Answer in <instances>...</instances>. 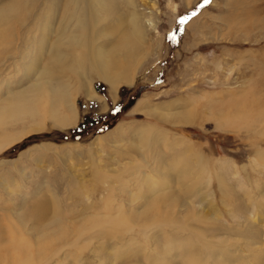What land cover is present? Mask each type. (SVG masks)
Listing matches in <instances>:
<instances>
[{
    "label": "rangeland",
    "instance_id": "1",
    "mask_svg": "<svg viewBox=\"0 0 264 264\" xmlns=\"http://www.w3.org/2000/svg\"><path fill=\"white\" fill-rule=\"evenodd\" d=\"M60 8L106 9L94 33L107 35L94 46H119L114 59L133 82L120 84L115 100L95 78L89 86L101 99H89L63 70L68 92L76 91V125L55 123L72 110L44 118L51 105L35 117H8L23 97L9 101L52 66L44 56L34 75L26 72L23 51L36 31L31 17L12 25L16 38L0 45V146L10 143L0 150V264H264V0H118L111 8L62 0ZM134 16L144 36L122 46ZM86 118L97 122L82 129ZM145 125L163 140L153 132L147 143L137 133ZM159 153L177 167L153 171ZM196 155L205 173L194 165L186 173L184 159L198 163ZM150 177L166 198L151 199ZM188 200L197 208L181 206Z\"/></svg>",
    "mask_w": 264,
    "mask_h": 264
},
{
    "label": "bare ground",
    "instance_id": "2",
    "mask_svg": "<svg viewBox=\"0 0 264 264\" xmlns=\"http://www.w3.org/2000/svg\"><path fill=\"white\" fill-rule=\"evenodd\" d=\"M22 1L23 0H3L2 1L4 3V5L0 8V28H2V30H3L2 35L4 37V40H3V42H0V45L4 44L6 46V44H7L6 41L12 40V38L14 36L16 38L15 32L12 34V25H15L14 23H17L20 27L26 26L30 17H31L32 19L30 22L33 23L31 26L33 28H35L36 32L30 33V38L32 37L33 40H30L28 38L31 41L27 44L29 47L27 49V45H26V49L23 51L24 56L21 55V56L25 57V59L27 60L26 72L29 75H31V74L34 75L35 72L38 70V66L40 64L41 59L44 56H46L48 58V62H50L52 64V66L49 67L48 69L42 70L40 72L41 77L38 78L36 80V83L34 85H32L27 91H24V92L17 94L16 95L17 97H15L14 99L9 101V103H10L11 101H13L15 99L23 97V100L19 101L16 104L12 103L8 106L11 109V112L7 115L8 117H11L10 114H12V113L17 115L18 117L20 115L23 117L25 115H30L31 117H35V113H36L37 109H38V111H41L42 109L46 108V106L51 105L49 110L44 112V116H45L44 118H46V117L52 118V120H53L55 117V114L58 112H61V111L63 112V114L65 116L68 117L67 114L69 112L68 113L66 112L67 114H65L64 109H67L70 112L72 110L71 116L69 117L70 120H68V121L64 120L63 122H59V123L55 122V123L57 126L64 127V128L65 127H72V126L76 125L78 121H77V116L74 115V112H73V111H75V110H73L74 107L72 109L69 108L70 106H73L72 102L74 100L73 97L75 96L76 91L74 92L75 94L73 93L74 95L72 93L70 94L68 92L70 85L67 83V81H65L66 77L62 75L63 70L68 71L70 73L69 76H71L73 73L77 75L78 84H80L82 87L85 88V91H86L85 95L89 99H95V98L101 99V96L97 92L95 93L93 88L90 89V86H89V84L95 78L102 80V81L109 84L111 90L114 91V99L115 100H116L117 96H119V91L121 90L120 84H122V83L130 84L133 82L132 75L128 74L129 72L125 71V70H128V68H126L127 66L122 65L121 63L115 61V59H114L115 57H117V56H115L117 51L119 52L118 54H121V52H122V50L119 48L118 45H117L118 47L117 48L115 47V49L111 48V49H113V51L111 49H110V51L106 50L104 48V46H101V48L94 46L96 41L98 42L99 39H101L107 35V33H105L103 30L102 31L98 30L97 32L94 33V28L100 22L99 18H100L101 13L104 12L105 14L108 15L105 8H99V9L73 8L72 11H67L64 8H60L62 6V0H49V1L43 0V5H42L43 9H40V11L36 12L35 8L37 6L38 0L33 1V4H32L33 7L29 10H27V8L23 7ZM77 1L78 2H80V1L84 2L85 0H77ZM87 1H89V0H87ZM100 1L103 3L104 6L111 8L113 1L116 4L118 0H100ZM33 8H34V10H33ZM116 8H118V7H116ZM37 10H38V8H37ZM54 11H56V13L58 15H60V21L57 23V25H55V24H56L57 18L59 16L57 18H54V16H53ZM23 12H24V16L26 18L24 20L20 16L21 13H23ZM39 13H41V15H43L42 18H40L41 16L38 15ZM130 25H131V27H133L132 33L125 32L124 35L119 38V39H122V46H127L128 42H130L136 36H144V29L142 27L141 22L139 21L138 16L133 17ZM78 28H79L80 34L77 33ZM26 36H28V35H26ZM73 41H74V43H73ZM22 42H23V40H22ZM9 43H10V41H9ZM10 44H9V47H10ZM35 44L38 46V48H36V50H34V48H33V46ZM77 44L80 45L79 48L85 49L86 52L83 55H81V50L77 49V47H76ZM12 45H13V43H12ZM8 49H10V48H8ZM4 50H6V49L4 48ZM19 50L21 51V49H19ZM8 51H12V50H8ZM82 51H84V50H82ZM16 52L17 51H15V55H17ZM25 52H26V54H25ZM125 52H127V51H124L123 53H125ZM8 53L11 55L10 52H8ZM5 54H3V55H5ZM19 54H21V53L19 52ZM19 54L17 56H15L14 58L18 57ZM29 55H31V57H32L31 59H28L29 57H27V56H29ZM124 56H127V55H124ZM0 58L3 61L1 53H0ZM9 59H11V60H9ZM9 59H8L9 61H12V58H9ZM5 62H6V59H5ZM130 62H131V60L129 61V66H130ZM80 74L82 75V78L84 76H86L84 78L85 81L82 80ZM72 77H75V76H72ZM67 80H69V79H67ZM81 89H83V88H81ZM78 90L79 89H77V91ZM9 94H12V92L9 91ZM1 104H2V101L0 99V108H4L1 106ZM2 113H3V110H1L0 115ZM140 127L144 130V132L138 130L137 133L142 135L143 137L147 138L148 139L147 143H149V141H150L149 137L152 136L151 133H153L155 131L154 130L155 128L150 127V126H146V125L140 126ZM154 133H156V132H154ZM161 136H162V133L157 131V133L155 135L156 139L159 141H162L163 139L161 138ZM8 145H10V143H6L4 146H0V150L4 149L3 147H5V146L7 147ZM170 146H171V148L173 147L171 149L172 151L176 150V147H175L176 144H174V146L173 145H170ZM153 156H156V158L158 159V156H160V153H159V155L154 154ZM196 156L197 157L195 160L198 163H196V162L191 163L189 161V158L184 159V161L187 162L183 165L184 166L183 170L185 172H186L185 169L191 170L192 166L194 165L195 167L197 166V167L201 168L200 172L205 173V171L208 167L207 164L206 163L204 164V160L201 157V155H196ZM156 158H155V162H152L158 168V169L156 168L155 170H153L155 172H158V173L160 171L166 172L165 169L161 168L162 166H165V168L168 170H170L169 166L174 167V169H175V167H177L175 164L174 165H169V164L165 165V163H169V159L167 161L164 160V161L160 162L159 159L157 160ZM182 158H183V156H182ZM148 159L149 158H146L145 160H148ZM177 162L181 165L182 160L180 161V159L177 158ZM171 164H172V162H171ZM150 166H149V168H150ZM159 167H160V170H159ZM202 173H200V175ZM156 175H158V174H156ZM221 176H223V175H221ZM181 177L182 176L179 175L180 179H181ZM147 178L144 180V183L145 184L149 183V188H150L151 192L154 191V193L151 194V199L160 200V199L166 198L168 196V193L162 192L164 189H162V191H156L155 190L156 187H155L154 182H153L154 178L150 177L149 180ZM165 179L166 178L164 177V181H162L163 187L166 185ZM201 179L205 180V177H202ZM184 201L187 202V200H184ZM186 202L182 203L181 206L186 207V205H188V207H186V208H190L192 210L194 208H197L196 203L194 201L190 200L187 204H186ZM145 212H146V210L141 212V213H145ZM141 215H140V217H142ZM255 216H256L255 213L248 214L250 221H252V219H251L252 217H254V219H255ZM257 217H262V213L259 214ZM173 223H175V222H172L171 224H173ZM253 242L255 243V241H253ZM183 248H184V250H186V247L182 246L179 248V251ZM186 252H188V250H186ZM213 258H214V255H213ZM210 259H212V257H210ZM212 260H215V259H212ZM203 264H210V263H208L207 261H204Z\"/></svg>",
    "mask_w": 264,
    "mask_h": 264
},
{
    "label": "trees",
    "instance_id": "3",
    "mask_svg": "<svg viewBox=\"0 0 264 264\" xmlns=\"http://www.w3.org/2000/svg\"><path fill=\"white\" fill-rule=\"evenodd\" d=\"M119 94H120V91H119ZM117 110L114 111V113H116ZM109 118V120L111 119L110 117H106V119ZM94 123H96V120H90L88 118L85 119L84 123L82 124V129L85 128L87 125L90 127H93ZM92 124V125H91Z\"/></svg>",
    "mask_w": 264,
    "mask_h": 264
},
{
    "label": "water",
    "instance_id": "4",
    "mask_svg": "<svg viewBox=\"0 0 264 264\" xmlns=\"http://www.w3.org/2000/svg\"><path fill=\"white\" fill-rule=\"evenodd\" d=\"M96 122H97V121H96ZM98 122H99L101 125H103L104 122H105V119H99ZM91 125H92V124H91Z\"/></svg>",
    "mask_w": 264,
    "mask_h": 264
}]
</instances>
